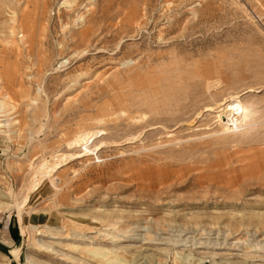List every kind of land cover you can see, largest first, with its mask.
<instances>
[{"label":"rangeland","instance_id":"obj_1","mask_svg":"<svg viewBox=\"0 0 264 264\" xmlns=\"http://www.w3.org/2000/svg\"><path fill=\"white\" fill-rule=\"evenodd\" d=\"M0 264H264V0H0Z\"/></svg>","mask_w":264,"mask_h":264},{"label":"bare ground","instance_id":"obj_2","mask_svg":"<svg viewBox=\"0 0 264 264\" xmlns=\"http://www.w3.org/2000/svg\"><path fill=\"white\" fill-rule=\"evenodd\" d=\"M224 99V98H223ZM237 97H230L226 100H223V102L221 104H219L213 111L216 112L217 114V119L218 122L220 123V126L225 129V130H229V125L231 124L234 128L237 129V127H241V124L244 120L243 118V110L240 106V104L237 102ZM233 131V130H232ZM58 158V157H57ZM42 167V166H41ZM44 167V166H43ZM44 171L48 170V167H44L43 168ZM41 169V170H43ZM56 170V169H55ZM54 171V170H53ZM37 173H41V172H37ZM46 173V172H45ZM37 174V176L39 175ZM44 175V173H42ZM42 176V175H40ZM45 177V176H44ZM43 177V178H44ZM42 179V178H41ZM40 182V181H39ZM14 260L18 259V251L14 252Z\"/></svg>","mask_w":264,"mask_h":264}]
</instances>
